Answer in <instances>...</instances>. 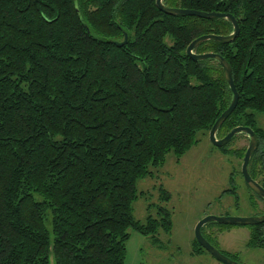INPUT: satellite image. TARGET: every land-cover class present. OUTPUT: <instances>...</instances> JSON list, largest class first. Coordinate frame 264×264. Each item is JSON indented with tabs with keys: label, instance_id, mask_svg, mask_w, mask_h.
<instances>
[{
	"label": "trees",
	"instance_id": "trees-1",
	"mask_svg": "<svg viewBox=\"0 0 264 264\" xmlns=\"http://www.w3.org/2000/svg\"><path fill=\"white\" fill-rule=\"evenodd\" d=\"M161 2L235 17L233 41L193 51L221 55L238 92L216 135L247 125L264 146V0ZM232 30L155 0H0V264H124L131 229L170 230L164 207L134 218L136 184L229 105L221 65L185 49ZM204 251L194 237L192 254Z\"/></svg>",
	"mask_w": 264,
	"mask_h": 264
},
{
	"label": "rangeland",
	"instance_id": "rangeland-1",
	"mask_svg": "<svg viewBox=\"0 0 264 264\" xmlns=\"http://www.w3.org/2000/svg\"><path fill=\"white\" fill-rule=\"evenodd\" d=\"M256 118L257 124L264 127V113H258ZM196 140L179 160L167 154L162 166L152 168V176L137 181L134 218L144 221L147 215L156 216L158 209L164 207L169 211L172 226L169 231L157 232L154 239L131 229L124 264H224L207 251L192 254L194 228L206 215H219L227 211L241 215L245 207L248 210L246 199L239 200L241 210L234 212L226 205L231 204L232 197L228 198V194L220 196L231 188L229 177L234 167L238 168L239 160L214 145L210 141L209 131H199ZM234 183H239V179L236 178ZM162 190L167 192L164 199L160 198ZM214 228L218 229V225L215 224ZM239 228L232 231L236 232ZM240 230L243 232V229ZM207 231L209 224L206 223L202 226V232L208 238ZM244 238V235L235 238L225 233L221 247L233 241V251L240 250Z\"/></svg>",
	"mask_w": 264,
	"mask_h": 264
},
{
	"label": "flooded vegetation",
	"instance_id": "flooded-vegetation-1",
	"mask_svg": "<svg viewBox=\"0 0 264 264\" xmlns=\"http://www.w3.org/2000/svg\"><path fill=\"white\" fill-rule=\"evenodd\" d=\"M243 126H247V125H243ZM255 127L258 129H264V127H261L258 124H256ZM251 129L254 131L257 138V145L252 153L256 152L258 155L255 156L254 158L250 156L248 163L246 165V172L248 177L252 181H254L258 185V187H260V189L262 190V194H259L254 189H252V187L249 186V184L245 181L244 174L242 172L243 155L249 144V136L247 133L244 132L236 133L230 138V140H228L226 144H224L226 145L228 150V152H224V153H231L236 158V160H239L238 168L235 169L234 167L229 177L231 188L225 190L227 191V193H223L220 196L223 197L224 194H228L227 195L229 196L228 198L232 197L231 204H226V205L229 208H231V211L235 210L234 212H238L239 210H241L242 206L239 205V200L244 198L246 199L248 210L245 207V211L242 212L243 214L241 215L233 214L232 212L230 213L227 211L223 214L214 215V216H218V217L240 216V217H255L262 219L254 223L233 224V223H221L218 221H209L207 223L209 224V231H207L208 238L206 237L207 241L223 255H225L230 260L238 264H264V146L260 145L258 134L255 132L254 128ZM228 132H226V134ZM215 136L216 139L221 138L218 137L216 134ZM240 142H242L241 145ZM229 144L230 146L228 147ZM241 148H244V151H243V155L239 157L236 152ZM236 178L239 179V183H234ZM209 215H213V214H209ZM215 224L218 225V229L214 228ZM235 228H239V230L236 232L232 231V230H236ZM240 229H243V232ZM225 233L230 236H234L235 238L237 237L240 238L244 235L245 238L243 239L244 240L243 247L240 250L233 251L235 249V244L233 241H229L225 243L224 245L225 247L222 248L221 242Z\"/></svg>",
	"mask_w": 264,
	"mask_h": 264
},
{
	"label": "water",
	"instance_id": "water-1",
	"mask_svg": "<svg viewBox=\"0 0 264 264\" xmlns=\"http://www.w3.org/2000/svg\"><path fill=\"white\" fill-rule=\"evenodd\" d=\"M155 4L157 8L164 12L165 14L170 15H176V14H188V15H194L202 18H226L228 19L232 24V32L228 35H216V34H203L196 38H194L186 47L185 52L188 55L189 58L192 60H203L207 58H213L215 59L222 67L224 78L229 86V89L232 92V98L227 106V108L218 116V118L215 120V122L212 124V126L209 129V138L210 141L220 147L223 146L230 140V138L239 132L247 133L249 136V144L245 150V153L243 155V164H242V172L244 174L245 181L249 184L252 189H254L259 194H262V190L258 185L252 181L246 172V165L248 163V160L256 148L257 145V138L254 131L247 126H236L232 128L226 135H224L221 138L216 139V131L218 127L221 125V123L225 120V118L232 112V110L235 108L237 100H238V92L236 90L235 84L232 79L231 75V68L229 63L219 54L214 52H204V53H195L193 49L201 42L205 40H215L218 42L228 43L234 40V38L237 36L239 32V26L238 22L235 19V17L230 13H222V12H206L202 10H196V9H189V8H178V7H168L165 6L161 0H155ZM127 35L124 34V39L122 41H112V43L116 44L117 46H121L126 42ZM262 218H255V217H232V216H224V217H218L214 215H206L202 219H200L194 228V236L197 240V242L211 255H213L217 260L224 264H238L232 260H230L228 257L223 255L221 252H219L217 249H215L203 236L201 232V228L204 224L208 223L209 221H218L221 223H254L258 222Z\"/></svg>",
	"mask_w": 264,
	"mask_h": 264
},
{
	"label": "crops",
	"instance_id": "crops-1",
	"mask_svg": "<svg viewBox=\"0 0 264 264\" xmlns=\"http://www.w3.org/2000/svg\"><path fill=\"white\" fill-rule=\"evenodd\" d=\"M200 254V253H199Z\"/></svg>",
	"mask_w": 264,
	"mask_h": 264
}]
</instances>
